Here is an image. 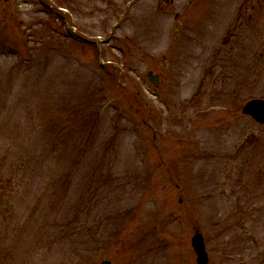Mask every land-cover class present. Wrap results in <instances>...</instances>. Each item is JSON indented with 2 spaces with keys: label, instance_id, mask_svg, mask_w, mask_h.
Returning <instances> with one entry per match:
<instances>
[{
  "label": "rangeland",
  "instance_id": "1",
  "mask_svg": "<svg viewBox=\"0 0 264 264\" xmlns=\"http://www.w3.org/2000/svg\"><path fill=\"white\" fill-rule=\"evenodd\" d=\"M263 24L264 0H0V264H197L196 231L209 264H264Z\"/></svg>",
  "mask_w": 264,
  "mask_h": 264
},
{
  "label": "water",
  "instance_id": "2",
  "mask_svg": "<svg viewBox=\"0 0 264 264\" xmlns=\"http://www.w3.org/2000/svg\"><path fill=\"white\" fill-rule=\"evenodd\" d=\"M7 1V0H4ZM169 2V0H164V3ZM148 78L153 84L158 83V77L154 76L152 72L148 73ZM245 113L252 115L259 123L264 124V101H253L249 103L244 110ZM192 246L196 253L197 264H208L209 256L206 251L205 239L202 234L198 231L192 238ZM103 264H109L104 262Z\"/></svg>",
  "mask_w": 264,
  "mask_h": 264
},
{
  "label": "flooded vegetation",
  "instance_id": "3",
  "mask_svg": "<svg viewBox=\"0 0 264 264\" xmlns=\"http://www.w3.org/2000/svg\"><path fill=\"white\" fill-rule=\"evenodd\" d=\"M248 25H253V23H251V24H248Z\"/></svg>",
  "mask_w": 264,
  "mask_h": 264
}]
</instances>
